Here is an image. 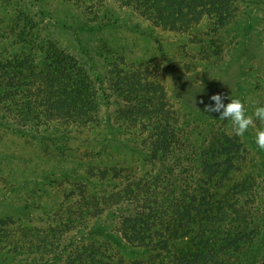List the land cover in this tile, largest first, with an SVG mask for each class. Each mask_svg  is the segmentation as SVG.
I'll use <instances>...</instances> for the list:
<instances>
[{
	"label": "trees",
	"instance_id": "1",
	"mask_svg": "<svg viewBox=\"0 0 264 264\" xmlns=\"http://www.w3.org/2000/svg\"><path fill=\"white\" fill-rule=\"evenodd\" d=\"M135 1L141 14L162 25L182 24L203 14L222 22L239 2ZM260 6L264 29V0ZM38 45L42 56L37 66L26 59L0 61V99L26 92L20 100H9L0 123L11 122L17 132L53 140L69 135L68 129L58 127L62 121L124 127L126 136L147 125L155 135L149 179L147 187L132 188L107 179L101 169L87 170L81 177L72 174L81 181L60 200L92 193L100 205L90 204L93 210L80 206L78 215L65 220L53 216L55 212L16 207L14 215L0 218V264H127L110 243L131 248L129 264H264V253L255 248L264 244L263 178L257 172L236 177L246 147L231 124L219 114L204 127L184 113L171 117L157 85L134 70L106 62L110 49L99 50L91 42L88 48L71 51L54 37ZM255 102L264 106V89ZM259 127L264 125L256 120ZM135 144L140 153L147 149ZM26 191L37 194V189ZM110 193L113 204L107 205ZM38 215L42 217L36 225L32 221ZM98 216L101 223H109L104 230L95 224Z\"/></svg>",
	"mask_w": 264,
	"mask_h": 264
},
{
	"label": "rangeland",
	"instance_id": "2",
	"mask_svg": "<svg viewBox=\"0 0 264 264\" xmlns=\"http://www.w3.org/2000/svg\"><path fill=\"white\" fill-rule=\"evenodd\" d=\"M236 3L224 22L216 15L203 14L190 16L182 24L162 25L141 14L135 0H0V61L26 59L37 66L42 56L38 41L53 37L71 51L88 48L92 42L99 50H111L105 54L107 63L134 70L142 80L157 85L171 117L184 113L193 124L204 127L218 114L205 111V105L214 104L210 99L213 94L224 95L225 103L228 98H240L248 114L257 106V96L263 94L261 0H239L237 10ZM27 67L30 68L28 64ZM26 70L30 74V69ZM23 93L26 92L0 99V121L5 118L9 100H20ZM9 124L0 123V199L6 194L0 200V218L14 215L18 206L23 212L27 209L40 214L45 210L55 212L53 216L59 215L64 220L76 215L80 206L88 205L93 210L90 204L94 206L98 201L92 199V193H76L60 200L81 181L72 174L81 177L87 170L89 173L105 170L107 179L115 178L112 182L119 179L121 184L129 183L132 188L147 187L149 153L155 140L147 125L126 136L128 131L124 127H92L62 121L58 127L68 129L69 135L53 140L17 132ZM226 124L231 121L226 120ZM52 126L47 127L51 130ZM255 131L251 127L240 137L246 149L236 177L257 172L263 178L264 191V150L255 143ZM136 141L147 145V149L137 151ZM27 188L37 189V194L26 191ZM111 195L107 196V205L113 204ZM38 217L32 221L36 225L42 215ZM94 220L103 230L109 225L101 223L100 216ZM109 246L129 264L128 245ZM258 247V252L264 253V244L255 248Z\"/></svg>",
	"mask_w": 264,
	"mask_h": 264
},
{
	"label": "clouds",
	"instance_id": "3",
	"mask_svg": "<svg viewBox=\"0 0 264 264\" xmlns=\"http://www.w3.org/2000/svg\"><path fill=\"white\" fill-rule=\"evenodd\" d=\"M210 99L214 104L205 105V111L218 113L221 120H230L236 136L243 137L249 128L255 127L256 120L264 125V106H256L254 111L248 114L245 102L240 98H228V102L225 103V96L217 93ZM254 139L257 147L264 150V127L256 129Z\"/></svg>",
	"mask_w": 264,
	"mask_h": 264
}]
</instances>
